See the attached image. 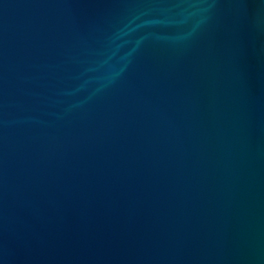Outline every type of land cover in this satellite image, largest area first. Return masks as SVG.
<instances>
[{
    "label": "water",
    "instance_id": "obj_1",
    "mask_svg": "<svg viewBox=\"0 0 264 264\" xmlns=\"http://www.w3.org/2000/svg\"><path fill=\"white\" fill-rule=\"evenodd\" d=\"M0 264H264V0H0Z\"/></svg>",
    "mask_w": 264,
    "mask_h": 264
}]
</instances>
